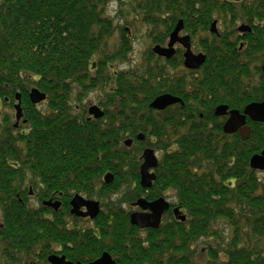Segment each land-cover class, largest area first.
<instances>
[{
    "label": "trees",
    "instance_id": "trees-1",
    "mask_svg": "<svg viewBox=\"0 0 264 264\" xmlns=\"http://www.w3.org/2000/svg\"><path fill=\"white\" fill-rule=\"evenodd\" d=\"M180 19L207 56L198 70L182 68V48L164 62L152 51ZM214 19L219 34L209 31ZM132 21L151 43L140 64L121 69L134 50ZM238 21L253 31L239 36ZM263 65L264 0H0V264H49L53 254L87 263L106 251L117 264H264V179L250 166L264 150V123L248 118L244 140L215 115L221 104L243 111L264 100ZM33 87L46 110L31 101ZM98 90L105 114L89 120L84 100ZM18 92L26 123L15 128L2 106ZM164 93L183 103L152 108ZM147 147L162 151L150 189L140 184ZM123 184L135 186L114 199ZM170 190L186 220L142 234L123 202ZM76 193L101 202L91 226L70 213ZM49 199L61 207L43 205Z\"/></svg>",
    "mask_w": 264,
    "mask_h": 264
},
{
    "label": "water",
    "instance_id": "water-1",
    "mask_svg": "<svg viewBox=\"0 0 264 264\" xmlns=\"http://www.w3.org/2000/svg\"><path fill=\"white\" fill-rule=\"evenodd\" d=\"M213 30L215 28V22L212 24ZM183 29V21L180 20L175 29L170 34V39L167 46H161L157 44L153 47V51L159 56H164L166 58H171L176 53L175 45L181 43L185 49L184 52V65L189 69H198L206 61V55L202 52L194 53L192 50L191 37L189 35L180 36L179 32ZM240 31H251L249 25H241L239 27ZM264 72V66L262 67ZM30 99L34 104H39L47 99V95L40 91L37 87H33L30 90ZM17 103L15 104V116L16 123L15 126H18L19 122L24 117L21 94L18 92L16 95ZM182 102L180 97L172 95L170 93H164L156 97L152 103L151 107L157 110H163L166 107L173 105L175 103ZM89 113L94 115L95 118H100L104 115V111L98 106L93 105L89 109ZM216 116H228L224 125L223 131L226 134L239 133L242 139L246 140L251 136L252 128L247 123L248 118L255 122L264 123V100L263 101H254L245 106L243 111L239 109H230L229 106L221 104L216 107L215 110ZM23 122H26V119H23ZM139 139H142V136H138ZM132 140H127L126 145H131ZM143 163L141 165V182L145 187H151L153 181L156 179V174L150 172V169L156 168L158 166V158L156 153L151 148H146L142 154ZM250 166L254 170L264 171V150L260 153L254 154L250 159ZM113 176L109 173L105 175L104 180L110 182ZM30 193L32 190L30 189ZM45 205H49L54 209H58L61 206L60 201H44ZM136 204L142 209H149V212H134L131 214V223L138 226L139 228L147 227H158L160 225L163 212L169 208V203L164 197H160L151 202H148L145 198L139 199ZM71 213L78 216H89L95 218L100 212V203L99 201L85 199L80 194H75L71 199ZM86 206L87 211H82L81 207ZM179 209H176L178 212ZM181 220H185V215H180ZM51 264H73L72 262L66 261L64 256L59 255H50L48 258ZM77 264H82L78 262ZM85 264H116V261L110 255L109 252H104L101 257Z\"/></svg>",
    "mask_w": 264,
    "mask_h": 264
},
{
    "label": "rangeland",
    "instance_id": "rangeland-1",
    "mask_svg": "<svg viewBox=\"0 0 264 264\" xmlns=\"http://www.w3.org/2000/svg\"><path fill=\"white\" fill-rule=\"evenodd\" d=\"M119 6L120 5H119L118 2H112L110 4V6H109L108 12L112 16L117 15L118 9L120 8ZM129 19H131V16L129 17ZM124 20H125V17H120V19H118L116 21V23H118V24H120V26H122V25H124V22H125ZM132 23H133V25L131 27L128 24L126 26L131 28V32L130 33L136 38L134 43H133L134 50H133V52L131 54V57H130L129 61L119 66V68H121V69H124V68H127L129 66H132L133 64H135L136 66L138 64H140L142 62L144 56H145V51L150 47V43H151L150 38L144 33L145 27L142 25V23L140 21H138L136 23L134 21H132ZM240 24H241V21H238L237 25H240ZM218 28H220V27H218ZM180 34L184 35L185 31L183 30ZM118 35L119 34H116V36L114 37V40H116L118 38ZM195 44L196 43H194V51L196 52L197 50H195V48H197V47L195 46ZM153 46L154 45H152V47ZM179 73H182V71L179 72ZM102 94L103 93H100V90L92 92L84 100V102L86 103L87 107H90L92 104H98V102H99L98 101L99 100L98 99V95L101 96ZM40 107L42 109L46 110V104L45 103L40 104ZM2 113H9L10 117H11V120L13 122H15V109L13 107L10 108V107H7V106H2ZM20 125H22V122L20 123ZM133 144L134 143L132 141L130 146H133ZM154 149L157 151L156 152L157 153V157L161 158L162 151L158 150L156 148H154ZM141 153H142V151H141ZM260 176L264 179V171H261ZM127 189H130L129 185L125 186L121 190V192L115 193L113 198L114 199L121 198L122 197V193H124ZM30 201H31V204L38 205V202L33 197V195H31ZM124 205H125L124 207H126L127 209L129 208V203H126V204L124 203ZM80 224L83 225V226H91L92 222L89 221V220H86V221H82ZM217 226H218L219 230L221 229V227H224V229L221 231V233L223 234V236L229 237L231 230L226 227V225L224 224V221H219V224ZM203 242H204V240L199 241L198 244H200V245L196 246L199 249V252L197 253V260L199 262H203V260L207 256L206 255L207 246L202 244Z\"/></svg>",
    "mask_w": 264,
    "mask_h": 264
},
{
    "label": "flooded vegetation",
    "instance_id": "flooded-vegetation-1",
    "mask_svg": "<svg viewBox=\"0 0 264 264\" xmlns=\"http://www.w3.org/2000/svg\"><path fill=\"white\" fill-rule=\"evenodd\" d=\"M213 22H215V28H214V30H213V27H212V23H211V26H210V29H209V31H210V33H212V34H219V32H220V30L222 29V24H220V22H219V20L218 19H214V21ZM218 27H220V28H218ZM185 31V30H184ZM238 35L239 36H244V34L243 33H241V32H239V30H238ZM185 34H188V32H186L185 31ZM240 43H242V45L244 46V43H243V41H241ZM165 45L167 44V42L166 43H164ZM180 47V45H177L176 46V53L175 54H177V51H178V48ZM197 47V46H196ZM195 50H197L196 52L198 53V52H204L203 50H202V48H199V47H197V48H195ZM175 54L171 57V58H166V57H164V56H158V55H156L157 57H159L160 59H161V61H165V60H169V59H172L174 56H175ZM184 70H186V71H190V69L189 68H187L186 66H184V61H183V67H182ZM198 70V69H197ZM89 108V107H88ZM88 118H89V120L90 119H99V118H95L94 116H91L89 113H88ZM102 118V117H101ZM154 172H156V169L154 170ZM113 180V178L111 179V181ZM110 181V182H111ZM109 182V183H110ZM140 184H141V186L143 187V188H145V189H150L151 187H145V186H143L142 185V182H141V178H140ZM129 185H131V184H129ZM134 186H135V184L134 185H131L130 186V189H132V188H134ZM125 187V185L123 184L122 185V189ZM121 189V190H122ZM121 190H119L118 192H121ZM124 193H122V195H123ZM159 197H164L166 200H168L169 201V208L168 209H166L164 212H163V215H162V220H161V222H163L164 220H166V218L168 219V218H170V217H174V219H178V216L180 215V213H183L184 214V212L183 211H181V209H179V207H177L176 205H175V201H176V197H175V194H174V192L172 191V190H170L168 193H166L165 195H161V196H159ZM159 197H157V198H159ZM141 198H145L148 202H151V201H153V200H155V199H157V198H154V199H148L147 198V196H140V197H138L136 200H134V201H132V202H128L129 203V208L127 209L126 207V209L127 210H129L130 211V221H131V214H133L134 212H149V209H146V210H144V209H142L140 206H138L137 204H136V202L139 200V199H141ZM85 199H89V198H87L86 196H85ZM89 200H92V199H89ZM124 203L126 204L127 202H123V206H125L124 205ZM70 205H71V201H70ZM71 208H72V205H71ZM176 209H179L180 210V212H176ZM81 210L82 211H87V207L86 206H82L81 207ZM70 213H71V210H70ZM72 215H74V216H76V217H79V218H82L83 219V221H86V220H89V221H93L95 218H91V217H89V216H86V217H84V216H78V215H76V214H73V213H71ZM150 228H153V227H148V228H144V229H142V228H139V230H140V232L142 233V234H144V233H146V230L147 229H150Z\"/></svg>",
    "mask_w": 264,
    "mask_h": 264
}]
</instances>
